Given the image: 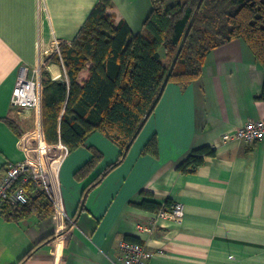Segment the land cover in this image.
Segmentation results:
<instances>
[{
	"label": "crops",
	"instance_id": "0c3cea01",
	"mask_svg": "<svg viewBox=\"0 0 264 264\" xmlns=\"http://www.w3.org/2000/svg\"><path fill=\"white\" fill-rule=\"evenodd\" d=\"M99 1L0 0V179L8 164L31 157L41 138L40 116L12 106L21 67L32 69L53 53L46 72L69 83L61 48L74 43ZM150 12V0H113L109 10L134 34ZM88 77L86 69L79 80ZM263 86L264 69L244 41L214 50L202 76L185 91L167 86L124 163L89 194L84 207L82 192L95 174L83 183L74 174L92 154L87 147L70 152L59 143L65 147L61 178L49 173L56 214L14 222L2 212L0 264H17L50 235L54 241L22 264H122L123 240L146 245L149 264H264V140H223L247 122L264 120V101L258 99ZM43 130L42 119L44 136ZM154 137L157 156L143 154ZM86 145L104 154L99 170L120 155L101 133ZM205 146L216 149L215 157L206 158L196 173H180L179 164ZM144 201L182 204L183 222L158 219V211L134 204Z\"/></svg>",
	"mask_w": 264,
	"mask_h": 264
},
{
	"label": "trees",
	"instance_id": "16d2710c",
	"mask_svg": "<svg viewBox=\"0 0 264 264\" xmlns=\"http://www.w3.org/2000/svg\"><path fill=\"white\" fill-rule=\"evenodd\" d=\"M150 2L151 12L143 29L134 34L125 20L117 22L109 14L113 0H100L74 43L61 48L70 82L64 77L53 79L44 72L41 138L35 143L42 145L45 155H49L45 141L50 146L62 143L70 152L82 147L90 151L91 159L74 174L78 183L95 174L82 192V207L89 194L124 163L169 84L185 91L202 76L208 55L235 40L244 41L264 69V0ZM86 69L89 77L80 82V74ZM258 99L264 101V86ZM10 125L17 127L14 122ZM94 133H101L120 150L118 159L103 170L99 169L104 154L86 145ZM62 144L51 147L57 150L55 158L63 159ZM143 154L157 156L155 137ZM215 155L216 149L211 146L199 148L177 169L182 174L196 173L206 158ZM28 193V204L4 208L6 220L20 222L35 216L42 221L56 214L47 190L31 185ZM134 204L158 212L173 206L171 201ZM54 239L55 235L44 239L17 264Z\"/></svg>",
	"mask_w": 264,
	"mask_h": 264
},
{
	"label": "built area",
	"instance_id": "2783aa9c",
	"mask_svg": "<svg viewBox=\"0 0 264 264\" xmlns=\"http://www.w3.org/2000/svg\"><path fill=\"white\" fill-rule=\"evenodd\" d=\"M53 53L40 59L38 66L30 69L22 66L12 96V106L18 111H34L42 117L43 76ZM223 140L243 141L250 145L264 140V120L247 122L242 128L224 134ZM32 156L17 163L7 165L0 179V214L6 206L26 205L29 202L28 188L31 185L45 189L53 195L49 173L45 172L42 145L34 143ZM41 152V153H40ZM158 219H169L181 224L184 206L176 203L171 210H161ZM122 264H149L151 253L142 243L123 240L120 243Z\"/></svg>",
	"mask_w": 264,
	"mask_h": 264
},
{
	"label": "rangeland",
	"instance_id": "374dc122",
	"mask_svg": "<svg viewBox=\"0 0 264 264\" xmlns=\"http://www.w3.org/2000/svg\"><path fill=\"white\" fill-rule=\"evenodd\" d=\"M61 54H62V52H61ZM44 146L46 147V149L48 150V153H49V155H45L43 150H42V156H43V159H44L43 161H44L45 172L47 174L50 173V172L53 173V176H55L56 178L58 176L60 177L61 165H62V162H63L62 157L59 158V159L55 158L57 150L51 149L52 146L47 145L46 143H44ZM42 149H44V148H42ZM63 158H64V156H63ZM51 168H53V169H51ZM51 196L54 199V195L51 194Z\"/></svg>",
	"mask_w": 264,
	"mask_h": 264
}]
</instances>
